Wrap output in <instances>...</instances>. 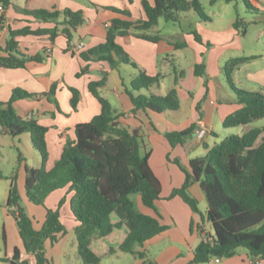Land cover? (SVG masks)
Here are the masks:
<instances>
[{"label": "trees", "instance_id": "1", "mask_svg": "<svg viewBox=\"0 0 264 264\" xmlns=\"http://www.w3.org/2000/svg\"><path fill=\"white\" fill-rule=\"evenodd\" d=\"M225 1L242 2L247 10L258 11L253 9L251 0ZM214 2L215 0L211 3ZM141 4L146 17L143 21L113 20L105 43L80 52L81 59L86 63L107 62L112 69H119L122 65L138 69L131 56L117 43L119 36L128 37L132 30L140 32L137 37L156 44L157 52L161 55L165 41L159 31H156L161 20L177 24L181 20V14L193 12L200 21H212L200 0H141ZM12 5V0H0L4 11ZM112 10L125 17L132 16L129 10ZM23 13L36 21L54 23L55 27L35 31L30 27L20 30L10 28L7 46H0V68L25 69L28 63H41L47 58L46 51L35 56L23 54L17 38L47 35L55 43L62 36L68 43L65 51L69 52L75 36L86 22L82 11L71 9L23 10ZM7 23L5 14L0 12V33L7 27ZM240 27L241 22L237 20L234 28ZM245 33L246 30L242 32L243 35ZM193 34L198 42H202L197 32ZM182 46L184 44L174 47L177 49ZM254 59L256 58L232 59L223 68L236 102L241 106L225 119V129L246 127L264 119V93L238 88L231 78L241 65ZM88 72L89 66L86 65L77 77ZM195 75L206 78L207 86L204 64L195 67ZM108 79L106 75L102 80L89 84L90 92L101 105V113L90 122L80 123L75 127L74 140L67 142L61 158L52 169L47 167L50 153L46 137L49 128L34 119L22 118L15 109V103L46 98L59 109L55 99L59 83L53 84L49 92L40 94L15 89L9 101L0 103V127L3 134L12 138L29 134L33 148L41 157L39 169L24 165L26 196L29 202L44 207L47 211L41 230L35 229L33 219L22 206L17 181L18 172L26 160L20 152L17 167L8 178L11 186L6 205L17 221L25 252L34 258V264H51L46 256V241L57 243L58 235L68 232L62 221V209L68 201V194L55 209L46 207L47 198L66 187H69V194L73 193L70 211L74 220L79 222L75 236L83 264L102 263L101 257L91 249L93 239H104L114 231L126 228L128 235L120 250L143 259L144 254L137 252L136 248L167 230L157 218L140 212L132 198L133 195L139 196L144 206L157 212L156 203L161 199V183L150 167V152L144 151L143 136L138 131L131 132L122 126L111 103L101 96L100 89L107 86ZM163 79L161 75L150 76L140 70L127 90L134 112L144 110L165 113L180 110L181 101L176 88L165 96L137 94L142 90L151 92L153 88L160 86ZM69 90L72 93V108L77 111L80 92L72 87ZM195 129L192 126L187 130L167 133L166 139L175 148L183 145ZM205 147L208 149L207 155L192 160L188 167L183 166L178 159L175 160L185 172L186 181L182 188L174 190L172 197L182 198L194 213L200 214L199 203L189 192L195 183H200L207 201L206 221L211 226L210 232L200 227L203 239L194 252L191 264L231 259L239 248L246 249L251 259H264V127L253 128L240 136H227L213 147ZM5 178L0 166V180ZM113 214L119 218L116 223L111 222ZM5 239V235L0 234V262L30 264L27 260L21 261V251L18 248L11 259L1 257V243H5Z\"/></svg>", "mask_w": 264, "mask_h": 264}, {"label": "crops", "instance_id": "2", "mask_svg": "<svg viewBox=\"0 0 264 264\" xmlns=\"http://www.w3.org/2000/svg\"><path fill=\"white\" fill-rule=\"evenodd\" d=\"M200 1L202 3V0ZM252 1L258 11L263 12L262 17L264 18V0ZM211 2L212 0H209L210 6L217 3ZM12 3L13 5L3 12L8 23L7 27L0 33V46L2 47H6L10 40V28L20 30L30 27L35 31L55 27L54 23L36 21L32 16L25 15L23 10L52 11L57 8L82 11L86 22L79 29L78 40L76 41L75 37L69 52L65 51L68 43L62 36L56 39L55 43H52L47 35H29L17 38L20 51L23 54L35 56L46 51L47 58L41 63L30 62L25 69L0 68V103L9 101L15 89L21 88L29 93L40 94L49 92L53 84L59 83L55 99L59 101L60 111L54 103L46 98L40 101L20 100L15 103V109L22 118L34 119L40 125L49 128L46 137L50 153L47 167L52 169L61 158L67 142L74 140L75 127L80 123L90 122L101 113V105L90 92L89 84L100 81L108 75V84L100 89V94L111 103L122 126L131 132L138 131L143 136L144 151L150 152V167L161 183V199L156 203L157 212L144 206L139 196L136 201L134 200L136 207L140 212L162 221L160 222L161 225L167 227L165 232L136 248L137 252L144 254V258L141 259L131 254L134 257L131 264H191L194 252L203 239V230L210 232L211 226L206 221L207 201L200 183H195L189 192L197 199L199 210L200 206H203L205 212L200 210V214H196L182 198L172 197L174 190L182 188L186 181L185 172L175 163V160L178 159L183 166L188 167L192 160L207 155L208 149L205 145L211 148L225 137L234 134L226 132L231 129L224 128L225 119L241 107L237 104L235 94L223 72L224 66L230 60L255 57L256 59L244 63L233 72L235 81L233 78L232 81L238 88L264 93V29L258 31L253 42L250 41L245 44L250 32L246 30L245 35L239 33L234 28L236 19H230L226 27H221L213 19L210 22L198 20L197 25L200 30L198 34L202 40V42H198L193 31L186 30L180 34L163 33L160 28L161 20L156 31H159L165 41L163 53L159 55L156 44L138 38L137 34L140 32L132 30L128 37L119 36L117 43L131 56L138 65V69L130 65H122L119 69H112L107 62H84L80 57V52L105 43L108 28L115 19L131 22L143 21L146 17L141 0H12ZM240 4L243 3H227V12L231 14L234 10L236 13ZM112 9L129 10L132 16L130 18L125 17ZM80 44H83L84 47L81 51H77ZM183 44L184 47L177 49L174 47ZM202 64L206 66L208 88L205 85L206 78L195 75V67ZM86 65L89 66V72L78 78L77 74ZM186 66L191 68L190 80L197 84L195 79H199L200 89L198 92L183 87L188 80V74L185 71ZM140 70L145 71L150 76H163L162 82L174 73V84L181 101L179 111L165 113L144 110L133 111L134 106L127 90ZM177 78L178 83H176ZM70 87L80 92L77 111L71 105ZM160 88L161 84L159 87L153 88L151 92L142 90L137 94L165 96L172 90V88H167V93L164 95L157 94L156 92L160 91ZM192 126L196 128L192 136L188 137L183 145L173 148L166 139V134L187 130ZM203 126L208 133L203 139H199L197 133ZM263 127L264 119L249 126L240 127L241 135L253 128ZM7 137L9 136L4 135L0 127V166L2 169L4 143ZM14 148H16L15 151H19L16 144ZM18 155L19 152L13 158L15 166L12 171L8 174L3 172L6 178L0 180V194L4 202V205H0V234H4L6 237L5 243H1V254H4L7 259H11L15 249L18 248L21 251V261L27 260L30 264H34V258L25 252L17 221L9 213L6 206L11 186V181L8 178L17 167ZM24 165L29 167L26 161L18 172L19 193L22 203L26 205V213L33 219L35 229L41 230L46 220L47 211L44 207L29 202L25 190L26 172ZM39 165L41 166V160ZM68 192L69 187L58 190L52 193L46 201L47 208L55 209L68 194V201L62 209V221L68 232L65 235H58L57 243L53 244L50 240L45 243L46 256L51 264L54 263L55 256L60 264H63V258H68L66 244L69 242L77 255L78 264H83L78 253L75 236V229L79 226V222L74 220L70 211V199L73 193L69 194ZM65 211H69L68 218L71 222H64ZM201 226L204 228L203 230L200 228ZM114 232L106 238H110ZM127 235L128 232H125L121 244ZM110 250L111 260L104 264H115L113 258L121 259L122 255H128V253H123L120 248L119 252L114 248H110ZM250 261L251 256L247 250H238L233 258L221 260L220 264H250ZM206 264L216 263L212 260Z\"/></svg>", "mask_w": 264, "mask_h": 264}, {"label": "rangeland", "instance_id": "3", "mask_svg": "<svg viewBox=\"0 0 264 264\" xmlns=\"http://www.w3.org/2000/svg\"><path fill=\"white\" fill-rule=\"evenodd\" d=\"M213 1V0H212ZM217 2L214 6H210L209 0H202L203 7L205 9V12L207 15L216 21L217 24L221 25V27H226L227 23L229 22L230 19H236L241 22V27L240 29H236L239 33L242 34L243 31L248 30L249 36H248V41H245V44H248V42H253L254 39L256 38V35L258 34V31L260 29H264V18L263 12L261 11H250L247 10L244 4H240L239 8L237 9L236 13L233 10L231 14L227 12V3L225 0H215ZM251 4L253 6L254 10H258L254 5V2L251 0ZM199 18L197 15L193 12L187 13V14H181V20L179 23L174 24V23H166L164 20L161 21L160 23V28L163 30V33L166 34H180L183 33L184 31H193L200 33L199 26L197 25ZM234 22V23H235ZM81 34V31H80ZM243 35V34H242ZM76 41L78 40V35L75 36ZM200 44V43H199ZM206 46V45H205ZM177 69L179 67L177 66ZM185 71L188 74V80L186 84L183 86L185 89L188 87L194 92L199 91V79L197 80V84L195 81H191V68H188L187 66L185 67ZM233 80L235 81L234 75L231 76ZM175 76L174 73L171 77H169L166 81L161 82V88L160 91H157V94H162L164 95L167 93V88H176L175 84ZM224 85V83H222ZM225 86V85H224ZM208 88V84L206 86ZM58 101V100H57ZM59 103V101H58ZM241 128H233L231 130H227L226 132H232L234 133L233 135L240 136L241 135ZM5 146L3 150L4 158H3V172L5 174L10 173L12 171L13 167L15 166V162L13 160L14 156L20 152L25 160L28 162L29 167H32L34 169H39L41 166L39 165L40 163V155L39 153L33 148L30 135L29 134H24L21 135L20 137L17 138H12V137H7L5 141ZM17 145V149L19 151H15L16 148H14V145ZM42 164V162H41ZM132 198L136 201L138 199L137 195H133ZM0 205H4L3 199L1 198L0 194ZM22 206L26 210V205L22 203ZM200 210L205 212L203 206H200ZM68 212H64V222H71L70 219L68 218ZM119 221V218L117 217L116 214H113L111 216V222L116 223ZM162 222V221H159ZM201 222V221H199ZM206 222V221H205ZM125 232H128L127 229H123L122 231L116 230L114 232V235H112L110 238L106 239H93L92 240V245L91 249L101 257L102 263L104 264L105 262L111 260V250L110 248H114L117 252H119V248L122 242V237ZM67 245V252H68V258H63V264H78L77 261V255L75 254V251L72 249V246L70 242ZM109 249H108V248ZM46 249V247H45ZM238 250L240 251H246L244 248H239ZM50 252V249L48 250ZM53 251V250H51ZM107 254V256H105ZM1 257H4V254H1ZM134 257L131 256V254L128 253V255H122L121 259H117L116 257L114 259L115 264H131V260H133ZM56 256L54 259V263L52 264H60V262H57ZM120 260V261H119ZM70 261V262H69ZM0 264H10L6 262H0Z\"/></svg>", "mask_w": 264, "mask_h": 264}, {"label": "built area", "instance_id": "4", "mask_svg": "<svg viewBox=\"0 0 264 264\" xmlns=\"http://www.w3.org/2000/svg\"><path fill=\"white\" fill-rule=\"evenodd\" d=\"M0 12L3 13L4 12V9L2 6H0ZM83 44H80L78 47H77V51H81L83 49ZM208 131L207 129L203 126L197 133V137L199 139H203L206 135H207ZM216 264H220L221 263V260L220 259H215L214 260ZM250 264H264V259H261V258H254V259H251L250 261Z\"/></svg>", "mask_w": 264, "mask_h": 264}]
</instances>
